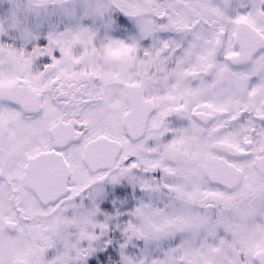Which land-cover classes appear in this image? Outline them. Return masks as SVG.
<instances>
[{
    "label": "snow or ice",
    "instance_id": "obj_1",
    "mask_svg": "<svg viewBox=\"0 0 264 264\" xmlns=\"http://www.w3.org/2000/svg\"><path fill=\"white\" fill-rule=\"evenodd\" d=\"M0 264H264V0H7Z\"/></svg>",
    "mask_w": 264,
    "mask_h": 264
},
{
    "label": "clouds",
    "instance_id": "obj_2",
    "mask_svg": "<svg viewBox=\"0 0 264 264\" xmlns=\"http://www.w3.org/2000/svg\"><path fill=\"white\" fill-rule=\"evenodd\" d=\"M8 2L7 0H0V8H7Z\"/></svg>",
    "mask_w": 264,
    "mask_h": 264
}]
</instances>
